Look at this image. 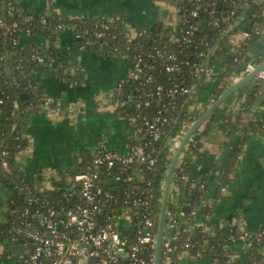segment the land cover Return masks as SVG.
<instances>
[{
	"label": "built area",
	"instance_id": "built-area-1",
	"mask_svg": "<svg viewBox=\"0 0 264 264\" xmlns=\"http://www.w3.org/2000/svg\"><path fill=\"white\" fill-rule=\"evenodd\" d=\"M254 1L256 0H244L243 3L237 6L241 9L239 10V16ZM215 5V2L205 3L202 0H193L192 7L186 12L184 10L185 5L176 3L178 18L173 25L168 27L176 30L180 22L184 24V27L179 26V39L169 34L171 35V41H179V48L182 45L196 47V44L193 43V37L202 26L201 21L206 20V24L208 22L209 24L214 23L215 26L220 22L218 17L212 16L213 18L208 20L207 17L203 16L204 13L210 12L209 8L211 6ZM261 6L260 16L264 19V0ZM231 8L229 13L224 15L223 20L236 12ZM4 13L8 18L0 16V28L9 33L12 45H16L18 41L13 33L19 29L20 17H23L22 11L12 1L7 0L4 3ZM207 15L209 16V14ZM252 16L255 18L256 14L254 13ZM16 17L19 19H16ZM254 18H252L251 32L241 31L243 36L241 42L253 32L256 36L259 34L262 23L257 25ZM39 23L42 26L46 25L47 19L44 15L40 16ZM233 25H229L225 31L233 29ZM57 29L70 31L72 38L79 42L77 44L79 50H86L92 44L91 38L100 40V44H104L109 37L107 33L109 26L106 21H102L99 27L92 32H89V30L80 31L76 29L74 23L59 24ZM135 32L136 35L132 37L130 30H127L129 42L141 39L148 33V30L143 26L135 29ZM29 34V30H26L25 35L28 36ZM39 37H41V34L37 36V38ZM113 37L114 35H112ZM58 38L59 36L56 37L55 43ZM229 40L236 44L235 35H232ZM37 44L46 45V39L44 38L42 43ZM30 50L32 51L30 59L37 63L41 61L37 49L31 47ZM210 51L213 52V49ZM4 56L5 54H0V61L3 60ZM121 57L128 59L130 69L129 74L117 81L114 88L112 98L114 97L116 111L124 112L122 108L125 105L147 107L150 98L160 100L164 96L171 98L174 94H193V86L186 87L174 82L169 88H164V84L159 80L162 72L179 74L183 66L190 65L189 60L180 58L174 48H156L153 52L148 53L139 50L131 57L129 55ZM56 66L55 64L54 67ZM48 68L51 69V66ZM247 68L251 69L252 66L248 65ZM208 69H212V67L207 65V61L194 65V69L192 63V70L189 73L204 76ZM3 70H6V68L0 64V73ZM125 82L131 84L127 91L123 88ZM3 83L5 85L10 84L16 89L23 88L22 80L13 75L5 77ZM36 83L38 84L37 80ZM35 87L36 85L28 83L24 86L23 92L27 93L28 90ZM0 91L2 94L0 104H2L4 93L1 88ZM39 99L42 102L36 110L44 105L56 109L63 106L61 99L47 94L46 91L40 93ZM14 104L18 106L17 102ZM26 107L32 108L33 103L29 102ZM165 112L166 110L164 112L158 110L152 120L141 116L139 117L141 124L135 123V117L128 118L127 115H121L120 117L128 123L131 120L133 121L132 125L129 124L131 127L129 136H134L137 132H144L155 140L163 133L160 124L168 121L169 116ZM242 120L245 121L246 118L242 117ZM190 140L181 152L172 174V177L182 180L180 189H189V182L183 179L185 178L183 162L188 156H185V154H189ZM168 144L170 149L171 138H169ZM2 154H5V152ZM81 160L73 167L71 182L66 183V190L60 197H52L51 199L40 197V192L36 191L34 186L29 183L20 188L25 192L23 200L14 198L9 200L7 208L0 214V224H3V226L0 225V264H153L154 255L151 254V250L155 249L157 225L151 213L146 210L152 200L151 194L144 188L140 189V186H137V183L134 182L132 174L128 173L127 170L130 169V165L133 163L153 165L156 161L155 157H152L150 152L145 153L143 145L140 143L127 145L125 152H119L109 148L105 143H101L100 146L94 147L93 152L89 155V160L85 164H82ZM0 166L5 173L10 172L5 159L0 160ZM115 167L118 168L114 169ZM118 182L124 183L126 186L125 192L136 187L140 191L136 194L132 193L134 196H131V198V193L124 194L123 203H121L123 206L115 212L114 207L119 202L113 185ZM224 190L225 187L220 188V192ZM4 193L5 191L2 193V209L5 200ZM216 201L217 199L209 201L208 208L210 210H212ZM176 206L179 208V202L169 193L165 213L167 225L164 224L160 249V254H164V257L161 258L160 255L159 264H173L172 254H176L177 262L174 264H183L185 258L190 261L202 257L203 250L191 252L193 248L191 232L185 227L181 228L178 223L180 219L178 214L182 216V222L187 223L192 221L197 211L191 209L190 214L186 216L187 211L175 212L173 209ZM139 214L142 216L139 217ZM209 216V214L206 215V220H209ZM165 227L168 228L166 236H164ZM128 230L129 234L131 231L133 235L131 242L124 234ZM263 238L264 222L257 232L244 231L228 236L230 243L237 241L246 243L247 251L249 248L248 241L251 239L260 241ZM19 246L22 247L21 250H11L12 247L17 248Z\"/></svg>",
	"mask_w": 264,
	"mask_h": 264
},
{
	"label": "trees",
	"instance_id": "trees-1",
	"mask_svg": "<svg viewBox=\"0 0 264 264\" xmlns=\"http://www.w3.org/2000/svg\"><path fill=\"white\" fill-rule=\"evenodd\" d=\"M5 1L7 0H0V16L8 18L4 13ZM10 1L21 9L24 18L22 16L20 17L21 24L19 29L13 33V35L17 37L18 43L16 45H12L9 33L3 28H0V54H5L3 60L0 61V64L6 68V70H3L0 73V88L4 93L3 103L0 104V160L5 159L10 169L9 173H5L0 166V183H2L5 188L4 196L8 203L11 198L23 200L25 192L22 189L20 190V188L29 183L33 185L28 175L23 171L19 164L17 156L27 145L25 132L29 119L42 102L39 99L40 93L45 91L39 83H36L40 73L38 68L40 67L42 71L51 66L54 74L65 79L68 83L76 84L82 79V76L78 71H75L74 73H65L59 66L61 63L59 59L60 56L55 44L56 37L62 32L61 29H57L59 24L74 23L76 29L80 31L89 30V32H92L99 27L102 21H106L109 26V30L107 31L109 37L106 43L100 44V40L91 38L92 44L86 48V50L100 55H129L131 57L139 50L148 53L153 52L156 48L172 47L177 51L180 58H187L189 60L190 65L183 66L182 71L179 74L162 72L160 73L159 80L164 84V88H169L174 82H178L186 87L193 86V94H174L171 98L164 96L160 100L150 98L147 107L143 108L142 105H125L122 108L124 112H121L120 110L117 111L119 116L127 115L128 118L135 117L136 124H141V120L139 119L141 116H145V118L152 120L158 110H161L162 112L166 110L165 114L169 116L167 123L163 124L162 122L160 124L163 133H161L157 139H152L144 132H137L136 135L128 136L126 139V144L128 146L134 143H140L143 145L145 153L150 152L152 157H155L156 159L153 165H146V163H133L130 165V169H128L127 172L132 174L134 182L137 183V186H140V189L144 188L151 194L152 200L146 210L151 213L156 225H158L162 183L167 167L172 158L170 155L171 151L169 149L168 140L169 138L172 139V137H175L177 133L180 132L181 122L189 119H193V121L195 120V111H193V117H191L190 113H188V105L192 102L193 104L197 102L196 92L202 83L203 75L198 76L195 73H193V75L189 73L190 70H192V63L193 69L194 65H199L203 61H207V65L210 67L220 64V71L214 82L211 95V99L214 101L226 89L229 77L235 75L236 69L240 66L241 62L247 59L246 52L256 37V34L253 32L241 43L234 44L229 40L235 32L241 33L242 27L248 23L247 21L254 18L253 16L241 22L232 30L225 31L228 29L229 25L232 26L236 22L240 13L239 10H241L240 8H237V6L243 3L244 0H202V2L205 3H217L218 1L221 3L222 6L219 9L216 5L211 6L209 8L210 12H206L203 15L204 17H207L208 20L209 18H213L212 16L218 17L220 22L216 26L214 23L209 24L208 22L205 27H200L199 31L193 37V43L196 44V47L182 45L180 48L178 47L179 41H171V35L175 36L176 39H179V26L184 27V24L181 22L178 24L176 30L164 27L159 22H156L153 25H145L144 27L147 28L148 33L141 37V39L139 38L129 42L127 39L126 16L123 13H119L111 19L99 16L71 18L57 15L48 9L43 11L38 17H30L26 10L21 7L20 0ZM175 1L177 4L185 5L184 10L186 12L193 4V0ZM230 8L236 12L226 20H223L225 17L224 15L229 13ZM261 10L262 6L260 5L255 11L256 17L254 20L257 25L263 22V17L260 16ZM207 14H209V16ZM41 15H44L47 19L45 26H42L39 23ZM16 19L19 18L16 17ZM26 30H29L30 32L28 36L25 35ZM41 30H47L49 33L45 37L46 45H39L35 41ZM112 35H114L113 38ZM76 44H79V42L77 41ZM31 47H35L41 56V61L38 63L33 62L30 59L32 52L30 50ZM212 49L213 52L210 51ZM227 55H230L228 60H226ZM55 64L57 65L56 67H54ZM12 75L22 80V89H16L10 84L5 85L3 83L5 77H10ZM28 83L36 85V87L27 91V98H22L20 95L23 92L24 86ZM130 87L131 84L128 82L123 84L125 91L129 90ZM256 96L257 92L254 90L248 94L245 100L246 106L238 112L234 119H232L231 115L228 113L226 105L227 99L217 106L207 118L204 130L199 131L197 129L191 136L188 149L189 155L183 162V172L185 174V178L183 179L189 182V189H180L178 199L179 210L181 211L183 206L188 207L186 216L190 214L191 209L196 210V218L200 221L194 226L190 225L191 222L185 223L181 220H178V223L181 228L185 227L191 232L193 242L191 252L194 253L203 250L201 258L207 256L210 259L211 264H227L228 258L225 248L230 244L228 236L230 234H236L237 231L233 226H225L215 234H209L205 230V224L208 223L206 215H210V212L212 211L208 208V203L210 200L218 199L220 196V188L226 187L230 183L229 174L236 169L238 155L241 151L242 145H244L248 137L255 133H264L261 113L256 107L252 109L251 106ZM15 102H17L18 106H15ZM29 102L33 103L32 108L26 107ZM211 102H209V104ZM243 112H246L247 114L245 121L242 120ZM214 123L219 124L220 130L225 136V143L237 135L240 137L239 144L233 153L227 168L218 176L213 174V160H211V155L200 151V138ZM101 143H103V141L99 139L95 146H100ZM94 147L87 151L89 155L93 152ZM3 152H5V154H2ZM81 156L82 164H85L87 160L84 153H81ZM205 163L208 165L206 169H203L202 165ZM117 168L118 167H115L114 169ZM57 173L60 175L61 179L59 181L53 180V187L47 191L40 192V197L51 199L52 197H60L65 192L66 183L64 182V177L69 173L72 174L73 170L65 169L58 171ZM178 181L182 182L179 178ZM113 187L114 192L117 193L116 195L119 202L114 207L115 212L122 208L123 205L121 203H123L124 194L131 193V198V196H134L132 193L136 194L140 191V189L136 187L128 189L125 192L126 186L122 182L114 184ZM173 210L176 212L178 211V208H174ZM138 216L140 217L142 215L139 214ZM193 217H195V215ZM164 224L165 226L167 225L166 218ZM0 225L3 226V224ZM124 234L131 242L133 237L131 231L130 234L129 230ZM248 243L249 248L246 253V263H262L264 260V238L260 241L251 239ZM151 254L154 255V250H151ZM160 255L161 258L164 257V254L162 253ZM171 259L173 264L176 263V254H172Z\"/></svg>",
	"mask_w": 264,
	"mask_h": 264
},
{
	"label": "crops",
	"instance_id": "crops-1",
	"mask_svg": "<svg viewBox=\"0 0 264 264\" xmlns=\"http://www.w3.org/2000/svg\"><path fill=\"white\" fill-rule=\"evenodd\" d=\"M20 4L30 17H38L49 9L57 15L71 18L99 16L111 19L123 13L126 24L133 29L158 22L157 9L151 5V0H20ZM44 38L41 35L36 42L42 43ZM241 40L242 38H236V43ZM55 44L61 69L65 73L78 71L82 79L76 84L68 83L49 68L46 69L52 72L51 77L44 76L43 72L38 76L40 86L47 94L61 99L63 106L56 109L44 105L30 116L25 132L29 146L25 155L18 154L17 158L29 179L37 181H41L44 170L58 172L73 168L81 159V153L85 156L99 139L109 148L125 152L126 139L131 131L129 123L110 105V95L112 99L117 81L129 74L128 59L79 50L67 30L59 34ZM219 65L212 67L213 76L202 82L197 89L195 119L212 101ZM238 77L231 75L227 87ZM254 81L257 82L254 89L257 96L251 106L252 109L256 107L260 111L264 125V70ZM248 94L239 88L227 98V110L232 119L246 106ZM72 104H78L77 111L74 112ZM71 112L75 114L71 116ZM242 117H247L246 112L242 113ZM206 121L207 119L200 125L199 131L204 130ZM219 127L218 123H214L201 136L200 151L214 156L218 154L225 144V136ZM207 165L203 164L202 168L206 169ZM229 177L230 183L220 192L208 223L205 224V230L215 234L225 226H233L237 232H257L264 222V133H255L248 137L241 147L236 169ZM2 211L0 205V214ZM199 221L195 215L190 225H197ZM225 250L227 264H247L246 243H230ZM186 263L211 264L207 256L190 261L183 260V264Z\"/></svg>",
	"mask_w": 264,
	"mask_h": 264
},
{
	"label": "water",
	"instance_id": "water-1",
	"mask_svg": "<svg viewBox=\"0 0 264 264\" xmlns=\"http://www.w3.org/2000/svg\"><path fill=\"white\" fill-rule=\"evenodd\" d=\"M263 0H256L252 2L245 10L243 11L242 15L239 16L236 20V22L233 25V28L238 26L243 20L252 17V15L257 10L258 6L262 4ZM221 3L218 1L216 3V7L219 9ZM201 25L205 27L206 20L201 21ZM253 25V19H250L245 27L242 28L243 31L250 33L251 27ZM232 30V29H231ZM43 37H46L49 33L47 30H41L39 32ZM247 59L242 61L240 66L236 69L235 76H240L238 79L232 83L230 86H228L214 101H212L203 111L202 113L194 120L193 124L189 127L187 132L184 134L180 142L177 144L175 152L172 155V158L170 160V163L167 167L165 177L162 183V194H161V206H160V212H159V218H158V225H157V232H156V240H155V249H154V259L153 264H159V257H160V249H161V241L164 231V223H165V213H166V207H167V201H168V195H169V189L172 179V174L176 165V162L183 151L184 147L188 143L191 136L194 134V132L200 127V125L209 117V115L212 113V111L219 106L221 103H223L232 93L237 91L239 88H242V90L245 93L252 92L256 86L257 82L254 80L259 76V74L264 70V19L261 25V29L259 31V34L255 37L251 45L249 46L247 52H246ZM230 55H227L226 60ZM256 64V65H255ZM252 66L251 69L247 68V66ZM255 65V66H254ZM39 76H41V73L43 72L44 76L51 77L52 72L48 69H44L41 71V68H38ZM239 74V75H238ZM22 98H27L28 94L26 92H22L20 95ZM2 97L1 91H0V98ZM1 118V117H0ZM239 135L235 136L232 139H229L223 147L220 149L218 154L216 156L211 155V160H213V174L215 176H218L221 174L222 171H224L229 162L230 159L235 152L238 144H239ZM85 158L88 161L89 160V153H85ZM73 168H71L72 170ZM5 191V188L3 184L0 183V205L2 204L3 195L2 193ZM184 211L188 210V207L183 206ZM21 246L14 248L12 247L11 250L19 251L21 250Z\"/></svg>",
	"mask_w": 264,
	"mask_h": 264
},
{
	"label": "rangeland",
	"instance_id": "rangeland-1",
	"mask_svg": "<svg viewBox=\"0 0 264 264\" xmlns=\"http://www.w3.org/2000/svg\"><path fill=\"white\" fill-rule=\"evenodd\" d=\"M152 2V6L154 8L157 9V20L160 24H162L164 27H168L174 24V22L177 20L178 15L176 13V1L175 0H151ZM126 29L132 34V37H134L136 35L135 29L131 28L129 25L126 26ZM234 35L236 36L237 40L242 38V34L240 35L238 32H235ZM75 71L73 70L71 73H74ZM239 75V74H238ZM212 75L211 73V69H208V71L205 73V75L202 78V82H205V80L209 79ZM237 77V76H235ZM228 85V84H227ZM113 96V95H112ZM114 101L113 98L111 99V95H110V105L111 108L114 110ZM73 106V110L74 112L78 110V104H72ZM197 109V102L193 104L190 103L188 105V113H190V116L193 117V111H195ZM71 112V116H73L75 113ZM196 113V112H195ZM193 119L192 120H187L184 122H181V130L179 133H177V135L175 137H172L171 139V147H170V155L172 157L173 153L175 152L176 146L178 144V142H180V140L182 139V137L184 136V134L187 132V130L189 129V127L193 124ZM130 125L133 124V121L131 120L129 122ZM27 141V145L26 147L21 150L19 152V154H22V156L25 155V150L28 148L29 146V140L26 137L25 138ZM191 139V138H190ZM189 154H185V156H187ZM182 162V160H181ZM60 175L55 172V171H49V170H44L41 174V181H37V180H31L34 189L38 192H44L49 190L50 188L53 187V180L59 181ZM171 184H170V189H169V193L173 195V197L175 198L176 201H178L179 199V193H180V182L178 181V178L176 177H172L171 180ZM64 182L65 183H70L71 182V174H67L64 177ZM8 206V202L6 200L3 201V210H5ZM176 208H178V206H176ZM180 207L178 208L177 213L180 212ZM179 216V220L183 221L182 216L180 214H178ZM165 235L168 232V228L165 227ZM264 262V260H263Z\"/></svg>",
	"mask_w": 264,
	"mask_h": 264
}]
</instances>
